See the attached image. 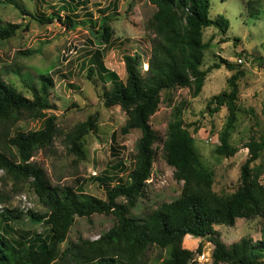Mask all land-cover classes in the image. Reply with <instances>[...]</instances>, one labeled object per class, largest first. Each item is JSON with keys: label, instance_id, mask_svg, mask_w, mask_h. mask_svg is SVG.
I'll use <instances>...</instances> for the list:
<instances>
[{"label": "rangeland", "instance_id": "374dc122", "mask_svg": "<svg viewBox=\"0 0 264 264\" xmlns=\"http://www.w3.org/2000/svg\"><path fill=\"white\" fill-rule=\"evenodd\" d=\"M15 1L17 4L12 5L0 0V24L22 25L15 37L0 42L2 80L29 99L34 97V89L41 85L39 76L50 75L53 80L48 91L51 108L46 110V115L56 118V133L52 144L37 149L31 162L45 170L53 186L73 187L105 199L104 190L94 178L105 174L111 178L115 174L120 177V172L115 173L112 169L118 168L120 163L132 169L141 133L134 130L122 134L128 119L126 113L118 106H104L103 94L112 89L113 81L101 78L95 55L101 52L103 65L110 72H115L121 81L127 78L126 56L141 55L142 72H145L153 38L146 25L155 14L156 7L149 0H84L85 3L83 0ZM254 1V9L250 11L247 0H211L210 17L224 16L230 23V29L226 34L215 28L205 30L204 41L210 46L205 52L202 69L207 70L225 59L236 70L231 72L225 66L213 70L197 98L188 89L177 88L162 93V102L151 119L158 137L154 145L156 159L145 196L138 200L130 212L131 216L143 220L162 204L172 203L180 196L182 183L175 180L174 168L166 163L163 153L168 125L178 108L183 110L185 128L194 139L203 167L214 173V191L230 195L239 189L241 168L249 156L245 145L250 138L260 139L264 135V0ZM66 4L72 10L66 8ZM70 12L74 13L76 22L72 29L58 21L40 25L32 19L38 15L54 18L58 13L65 16ZM103 23L113 31L110 44L102 42L104 40L97 35ZM90 68H94L95 75H90ZM238 70L245 72L237 82L239 113L231 137L232 146L238 151L232 157H223L216 153V148L228 121V110L223 107L212 113L207 105L212 97L231 90L229 79ZM95 115L98 116L97 128L83 137L85 154L80 157L70 144L73 132ZM7 125L14 136L17 132L37 131L43 128L44 122L22 118L13 126ZM3 129L0 127V131ZM257 163L264 166V153ZM260 181L264 184V176ZM110 184L116 183L112 181ZM0 193L9 197L7 203L1 205L4 208L24 213L28 210L47 213L34 192L32 181L16 182L9 172L1 168ZM115 224L116 219L112 215L77 218L61 250L80 238L95 241ZM262 224L260 217L238 219L233 228L224 225L215 229L220 232L222 241L231 246L242 238L260 240ZM0 231L15 245L26 247L29 240L37 237L49 239L50 236V227L45 222L34 223L28 216L22 222L3 223ZM200 245L201 252L198 250ZM183 247L195 254L190 264H214L211 256L214 246L207 240L191 236L184 239ZM167 256V250L149 247L144 257L147 264H163Z\"/></svg>", "mask_w": 264, "mask_h": 264}, {"label": "trees", "instance_id": "16d2710c", "mask_svg": "<svg viewBox=\"0 0 264 264\" xmlns=\"http://www.w3.org/2000/svg\"><path fill=\"white\" fill-rule=\"evenodd\" d=\"M6 2L17 4L15 0ZM149 2L156 7V12L146 25L153 38L145 72H142L141 55L126 56L127 78L121 81L115 72H110L103 65L101 52L95 55L101 78L113 81L112 89L103 94L104 106H118L126 113L128 119L121 130L122 134L134 130L141 133L132 169L120 163L118 168H112L113 172H120V177L115 174L111 178L105 174L94 178L104 190L105 199L73 187L53 186L45 170L31 162L37 149L52 144L57 129L56 118L46 115V110L51 108L48 101V91L53 85L51 76L38 77L41 85L34 87V97L29 99L5 83L0 72V127H4L0 131V168L9 172L16 182L32 181L40 204L47 209L46 214H41L33 210L24 213L4 208L1 205L7 203L9 197L0 193V227L3 223L22 222L25 216L34 223L45 222L50 227L49 239L34 238L29 240L27 247L15 245L0 231V264H147L144 256L149 247L168 251L163 264H190L195 254L183 247L188 235L207 240L214 246V264H264V184L260 181L264 176V166L257 163L264 153V135L260 139L250 138L245 145L249 156L241 168L239 189L230 195H220L213 189L214 173L203 167L194 139L185 128L183 110L178 108L168 125L163 153L166 163L174 168L175 180L182 183L180 196L172 203L162 204L143 220L131 216V210L145 196L156 159L154 145L158 137L151 119L162 102V93L177 88L188 89L197 98L213 70L223 66L231 72L236 70L225 59L207 70L202 69L205 52L210 46L204 41L205 30L215 28L226 34L230 29V23L224 16L216 19L210 17L211 0ZM247 2L249 10L254 9L255 1ZM32 19L40 25H51L58 21L68 29L76 26L74 13L71 12L65 16L58 13L54 18L32 16ZM21 28V24H0V42L15 37ZM111 31L103 23L97 35L104 40L102 42L110 44ZM95 73L94 68H90V75ZM244 75V71L238 70L229 79L231 90L212 97L207 105L212 113L223 107L228 110V121L219 136L220 145L216 148L219 156L232 157L238 151L232 146L231 137L239 113L237 82ZM22 118L43 120L44 126L37 131L17 132L13 136L7 124L13 126ZM97 119V115L89 118L73 132L70 144L80 157L85 154L82 139L95 131ZM112 181L116 184H110ZM95 214L112 215L116 219L115 226L95 241L80 238L61 250L76 219L90 218ZM259 217L263 224L261 238L257 241L242 238L227 246L215 229L224 225L233 228L238 219ZM201 249L202 245L198 248L199 252Z\"/></svg>", "mask_w": 264, "mask_h": 264}, {"label": "crops", "instance_id": "0c3cea01", "mask_svg": "<svg viewBox=\"0 0 264 264\" xmlns=\"http://www.w3.org/2000/svg\"><path fill=\"white\" fill-rule=\"evenodd\" d=\"M188 237H191V236H190V235H188L187 237H185V239H186V238H188Z\"/></svg>", "mask_w": 264, "mask_h": 264}, {"label": "built area", "instance_id": "2783aa9c", "mask_svg": "<svg viewBox=\"0 0 264 264\" xmlns=\"http://www.w3.org/2000/svg\"><path fill=\"white\" fill-rule=\"evenodd\" d=\"M240 63H242V60H240ZM212 256V255H211Z\"/></svg>", "mask_w": 264, "mask_h": 264}, {"label": "clouds", "instance_id": "9594fccd", "mask_svg": "<svg viewBox=\"0 0 264 264\" xmlns=\"http://www.w3.org/2000/svg\"><path fill=\"white\" fill-rule=\"evenodd\" d=\"M147 69H148V68H147ZM147 69H146V70H147ZM0 207H1V206H0Z\"/></svg>", "mask_w": 264, "mask_h": 264}]
</instances>
